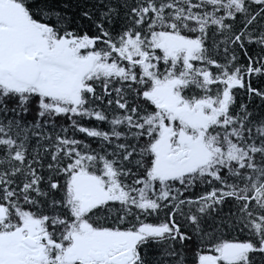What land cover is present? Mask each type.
Instances as JSON below:
<instances>
[{
    "label": "snow or ice",
    "instance_id": "obj_1",
    "mask_svg": "<svg viewBox=\"0 0 264 264\" xmlns=\"http://www.w3.org/2000/svg\"><path fill=\"white\" fill-rule=\"evenodd\" d=\"M0 264H264V0H0Z\"/></svg>",
    "mask_w": 264,
    "mask_h": 264
}]
</instances>
